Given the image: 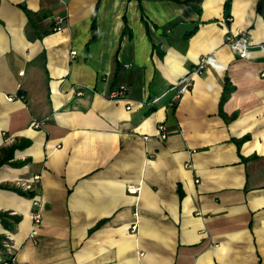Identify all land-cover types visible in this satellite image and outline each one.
<instances>
[{
    "label": "crops",
    "instance_id": "1",
    "mask_svg": "<svg viewBox=\"0 0 264 264\" xmlns=\"http://www.w3.org/2000/svg\"><path fill=\"white\" fill-rule=\"evenodd\" d=\"M240 32L264 40V0H0L2 258L264 264V56Z\"/></svg>",
    "mask_w": 264,
    "mask_h": 264
},
{
    "label": "built area",
    "instance_id": "2",
    "mask_svg": "<svg viewBox=\"0 0 264 264\" xmlns=\"http://www.w3.org/2000/svg\"><path fill=\"white\" fill-rule=\"evenodd\" d=\"M225 20L230 21V18H226ZM63 21H64V17L62 16H57L55 18V24L53 28L54 31H59L62 29ZM225 45H227L241 59L246 58L248 55V52L251 49H258V51H260L262 55L264 56V40L261 43L254 44L246 32H240L236 34H231V33L227 34L225 37ZM75 55H76V51L70 52L71 57H75ZM211 62H212L211 55H206V56L201 57L197 66L194 67L187 75L183 76L179 81H177V83L172 88L173 90L176 91V96H175L176 99H179L183 94H185L190 89L192 85V77L194 75L201 74L203 70H205ZM260 77L264 79V71L260 73ZM75 93L76 95H82V91H76ZM104 97L105 99L109 101H125L126 100V88L122 86L119 88L112 89ZM9 99L12 100V98H9ZM157 101H158V98H154L152 100V103H155ZM131 108H132L131 105L128 103L127 110H130ZM34 126L38 127V124H35ZM157 134L161 139H165L167 137L166 126L163 123L158 124ZM21 185L26 190L31 189V185L28 182H23ZM136 190L137 189L134 187H129L130 193H135ZM32 215H33L34 224L36 225L40 223L41 219H40L39 212L36 211ZM136 229H137V225L136 223H134L131 226V232L134 233ZM7 240L9 241V238ZM8 243H6L4 247L6 251L10 253L11 250H10V246L8 245ZM7 259L2 258V256L0 255V264H15L13 257H11L10 259L9 258Z\"/></svg>",
    "mask_w": 264,
    "mask_h": 264
},
{
    "label": "trees",
    "instance_id": "3",
    "mask_svg": "<svg viewBox=\"0 0 264 264\" xmlns=\"http://www.w3.org/2000/svg\"><path fill=\"white\" fill-rule=\"evenodd\" d=\"M95 36V29H94V23L92 25V38ZM229 87L228 84L225 85L224 93L220 101V107H222L223 102L226 100L228 94H229ZM22 147V146H21ZM17 148H20V146L13 145L8 148H3L0 149V165L7 163L8 161L12 160L13 158V151ZM2 216V215H1ZM1 237H0V242H1ZM0 248H1V243H0Z\"/></svg>",
    "mask_w": 264,
    "mask_h": 264
}]
</instances>
